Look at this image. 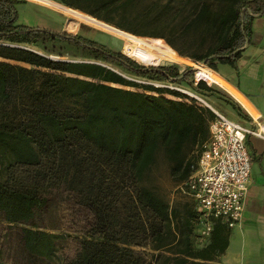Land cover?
I'll return each mask as SVG.
<instances>
[{
  "label": "trees",
  "instance_id": "obj_1",
  "mask_svg": "<svg viewBox=\"0 0 264 264\" xmlns=\"http://www.w3.org/2000/svg\"><path fill=\"white\" fill-rule=\"evenodd\" d=\"M55 2L132 36L163 39L213 71L218 63L236 67L254 17L264 16V0ZM26 3L0 0V42L27 48L0 46V58L30 66L0 61V223L24 226L26 252L52 262L61 236L31 225L51 193L66 192L93 218L67 264H143L135 247L170 252L177 264L216 261L230 230L217 224L211 243L195 248L192 206L173 207L147 182L161 155L178 186L187 180L214 118L153 83H185L198 94L213 87L191 82L190 67L145 66L80 35L18 25L17 6Z\"/></svg>",
  "mask_w": 264,
  "mask_h": 264
},
{
  "label": "rangeland",
  "instance_id": "obj_2",
  "mask_svg": "<svg viewBox=\"0 0 264 264\" xmlns=\"http://www.w3.org/2000/svg\"><path fill=\"white\" fill-rule=\"evenodd\" d=\"M23 1L27 2L26 4H22L23 6L32 4L43 9L45 13L41 12L44 14L39 15L45 18V20H36L35 22L34 16H36V13H33L28 7L19 6L17 19L18 25L23 24L24 26L26 25V27L35 28L34 25L38 24L42 25V28L44 26V29L53 32H66L73 35H80L84 38L105 45L114 52H120L124 55L126 54L125 56H130L131 59L138 63L144 64L145 66L176 64L182 69H186L188 67L194 69V74L190 80L191 82L196 83L197 77L199 79L203 78L199 70L195 67L189 65H180L174 62L180 59H185L188 62L192 61L188 58L180 56L163 39L135 37L116 30L111 27V25L107 26L109 24L105 25L106 23L104 24V22H99L90 17L89 21H85V23H76L65 14L56 11L57 6H64L55 2L56 0H43L44 5L31 2L29 0ZM47 1H50L53 4L48 3ZM159 1L161 0H141V4L148 6L151 4L154 5ZM69 10L80 13L72 9ZM27 11L31 12V15H29V13L26 15ZM92 24L95 26L92 27ZM98 27L109 32L110 34L99 30ZM177 45L179 47L183 46L180 42H178ZM204 67L206 66L204 65ZM139 82L144 83L141 80ZM153 85L156 87L167 88L172 91H177L181 94L189 96V98L192 99L194 98L191 97L190 94H194L203 98V96L196 93L185 83L181 85L170 83H153ZM166 97L173 100H180L169 95H166ZM203 99L207 102L205 98ZM182 100L185 101V99ZM196 154L197 152H195L193 156H196ZM147 182L148 186L151 187L157 193V195H159L170 205H173V207L178 206L183 208L184 206L189 205L193 208V202L188 197L179 195L177 192L178 179L172 176L171 165L163 155L159 157L158 162ZM92 225L93 218L91 214L78 205L76 198L72 194L54 191L49 196V201L46 208L36 214V218L31 225L32 228L37 230L61 236V239L58 241L57 252L53 261L48 262L28 254L22 242L21 228L24 226H9L5 223H0L1 260L4 264H67L68 262L75 259L79 254L82 242L89 238L92 233ZM134 250L140 254L144 262L143 264H177L176 255H173L170 252H163L159 255V253L151 251L148 248L143 249L135 247ZM190 262L193 261L190 260Z\"/></svg>",
  "mask_w": 264,
  "mask_h": 264
},
{
  "label": "crops",
  "instance_id": "obj_3",
  "mask_svg": "<svg viewBox=\"0 0 264 264\" xmlns=\"http://www.w3.org/2000/svg\"><path fill=\"white\" fill-rule=\"evenodd\" d=\"M29 1L44 5L43 0ZM19 6L23 5H18L17 11H19ZM23 7H28L33 13H36L35 22L36 20H45L40 16L45 13L43 9L32 4ZM56 11L65 14L76 23H85L90 19L64 6H57ZM28 13L31 15V12L28 11L26 15ZM34 26L42 28V25ZM44 28L43 26L42 29ZM98 29L110 34L99 27ZM0 46L27 49L23 46L3 42H0ZM0 61L30 68L28 65L17 64L1 58ZM174 62L192 67L195 65L193 61L188 62L185 59ZM216 67L217 71L210 70L212 72L211 80L200 78L205 80L209 87L212 86L213 91H203L199 94L214 110L258 135H249L247 138L248 150L253 161L243 219L235 228H228L230 230L229 245L225 253L216 261L199 264H264V16L254 17L250 40L237 60L236 67L219 63ZM197 83L196 80L195 84ZM229 102L239 105L246 117H241Z\"/></svg>",
  "mask_w": 264,
  "mask_h": 264
},
{
  "label": "built area",
  "instance_id": "obj_4",
  "mask_svg": "<svg viewBox=\"0 0 264 264\" xmlns=\"http://www.w3.org/2000/svg\"><path fill=\"white\" fill-rule=\"evenodd\" d=\"M190 96L214 114L194 171L177 187L179 195L193 202L194 246L202 249L211 243L217 223L233 229L243 219L253 161L247 138L256 133L214 110L203 98Z\"/></svg>",
  "mask_w": 264,
  "mask_h": 264
},
{
  "label": "bare ground",
  "instance_id": "obj_5",
  "mask_svg": "<svg viewBox=\"0 0 264 264\" xmlns=\"http://www.w3.org/2000/svg\"><path fill=\"white\" fill-rule=\"evenodd\" d=\"M48 3H52L50 1H47ZM53 4V3H52ZM194 67L196 69L199 70L200 74L204 77V78H207L208 80H211V75H212V72L210 71V69L204 67V65H194ZM193 95V94H191ZM258 135V134H256Z\"/></svg>",
  "mask_w": 264,
  "mask_h": 264
},
{
  "label": "water",
  "instance_id": "obj_6",
  "mask_svg": "<svg viewBox=\"0 0 264 264\" xmlns=\"http://www.w3.org/2000/svg\"><path fill=\"white\" fill-rule=\"evenodd\" d=\"M202 65H204V64H202ZM152 67H156V66H152ZM196 73H197V71H196ZM196 75H197V74H196ZM196 79H197V78H196ZM197 81H200V80L197 79ZM203 81L206 82L205 80H203ZM208 85H209V84H208Z\"/></svg>",
  "mask_w": 264,
  "mask_h": 264
}]
</instances>
